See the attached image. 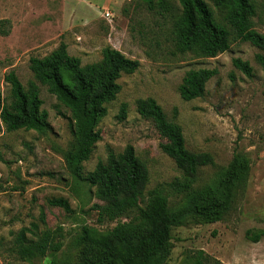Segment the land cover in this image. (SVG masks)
<instances>
[{
    "label": "rangeland",
    "instance_id": "374dc122",
    "mask_svg": "<svg viewBox=\"0 0 264 264\" xmlns=\"http://www.w3.org/2000/svg\"><path fill=\"white\" fill-rule=\"evenodd\" d=\"M252 1L253 29L264 35V0ZM208 3L221 22L217 9ZM171 4L172 15L179 14V3ZM107 12L110 18L104 16ZM172 15L163 16L138 0H0V24L7 32L0 33V91L5 104L10 107L14 101L5 80L14 72L26 89L37 83L41 108L51 126L42 134L8 131L0 120V264H119L79 238L84 227L106 235L119 222L132 223L135 242L149 231L148 223L136 219V212L126 219L98 222L96 206L106 202L98 188L84 180L100 161L106 162L109 149L119 155L128 145L148 171L144 194L174 182H189L191 188L190 195L167 192L170 214L181 216L162 253L144 264H194L198 251L223 264H264V237L258 243L247 237L251 231L264 230V71L256 61L264 51L232 37L230 49L215 58L180 54L175 49ZM62 44L82 66L101 63L106 48L140 62L137 71L119 79L121 92L106 105L108 113L97 126L102 138L83 164L81 177L65 157L74 141L71 113L30 69L32 58L48 57ZM235 59L250 63L251 78L234 67ZM199 69L216 70L217 75L203 97L184 101L183 79L188 71ZM147 98L155 99L168 120L181 126L187 149L211 154L214 165L188 177L163 151L166 141L153 122L138 113L137 102ZM124 104L127 116L120 120ZM237 155L247 160L248 177L232 187L231 201L221 205L227 195L224 182L229 166ZM205 189L214 191L210 196L221 205L218 222L197 213L212 201L206 195L194 196ZM59 198L69 202L70 212L49 203ZM33 224L37 235L45 231L63 235L55 257L32 262L20 258L16 236Z\"/></svg>",
    "mask_w": 264,
    "mask_h": 264
},
{
    "label": "trees",
    "instance_id": "16d2710c",
    "mask_svg": "<svg viewBox=\"0 0 264 264\" xmlns=\"http://www.w3.org/2000/svg\"><path fill=\"white\" fill-rule=\"evenodd\" d=\"M148 9L158 11L161 15H172V0H138ZM180 13L173 17V35L175 49L180 54L194 53L204 58H215L230 49L231 39L235 37L264 51V35L253 29L252 18L256 15L252 0H176ZM219 12L221 22L216 19ZM0 33L7 34L3 23ZM256 61L264 71V55H258ZM234 67L246 77L253 76L250 63L241 59L233 61ZM140 62L127 58L123 53L112 48L103 51L101 63L82 66L81 60L69 55L66 45L62 44L56 51L43 59L32 58L30 69L36 81L48 88L50 94L71 113L72 148L66 153V159L74 164V173L82 176L83 164L87 162L95 145L101 140L98 123L107 113V104L116 100L121 92L119 79L123 74H132L138 70ZM217 75L216 70L199 69L186 73L180 86V96L184 101H192L204 96L208 82ZM6 83L11 87L13 103L6 106L0 91V120L8 131L27 130L46 133L51 130L48 114L42 110L40 88L31 82L26 89L14 72L9 73ZM137 111L144 119L151 120L166 141L163 151L175 160L178 167L188 177H195L200 168L214 165L209 153H193L187 149L181 126L169 121L162 107L153 98L137 102ZM127 105L121 108L120 120L126 119ZM249 165L244 157L235 156L224 182L227 193L224 204L232 198V187L241 185L248 177ZM84 180L92 187L98 188V195L106 206H96L98 222H114L127 218L136 212V219L145 221L150 226L147 234L138 242L134 241L131 222H119L106 235L98 230L84 227L80 241L101 249L108 258L119 264H144L147 258L158 256L171 240L172 227L178 223L180 214H170L167 192L189 194L190 184L186 182L159 185L144 194L149 181L147 168L136 156L135 148L128 145L116 155L108 150L106 162L100 161L95 170ZM205 189L194 193L195 197L212 200ZM52 206L71 211L69 202L62 198L49 202ZM219 201L212 200L207 207L198 210V214L218 222ZM44 221V218L42 219ZM37 226L22 230L16 236V246L20 258L27 262L48 256L55 257L63 246V235L56 231H45L37 235ZM27 233L34 234L29 239ZM249 240L259 242L264 237V230L251 231ZM194 264H223L204 251H198Z\"/></svg>",
    "mask_w": 264,
    "mask_h": 264
},
{
    "label": "built area",
    "instance_id": "2783aa9c",
    "mask_svg": "<svg viewBox=\"0 0 264 264\" xmlns=\"http://www.w3.org/2000/svg\"><path fill=\"white\" fill-rule=\"evenodd\" d=\"M106 18H110L111 14L109 12L105 13L104 15Z\"/></svg>",
    "mask_w": 264,
    "mask_h": 264
}]
</instances>
